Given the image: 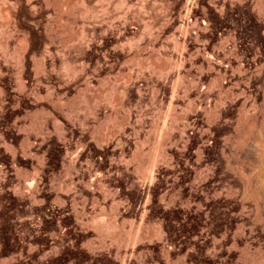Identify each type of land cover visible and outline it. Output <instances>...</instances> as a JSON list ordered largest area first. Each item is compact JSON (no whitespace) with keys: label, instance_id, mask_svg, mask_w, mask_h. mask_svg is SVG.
I'll return each mask as SVG.
<instances>
[{"label":"rangeland","instance_id":"374dc122","mask_svg":"<svg viewBox=\"0 0 264 264\" xmlns=\"http://www.w3.org/2000/svg\"><path fill=\"white\" fill-rule=\"evenodd\" d=\"M30 1L32 5L27 0H7L0 4V14L3 12L0 16V264H264V187L255 179L260 168L252 158L243 156L231 165L224 160L222 165L219 164L217 155L224 136L218 137L220 129L216 127L214 130L218 133L213 136L211 150L199 155L203 160L202 167L195 166L198 159L195 156L188 158V150L195 152L196 145L206 148V136L201 138L206 133V109L199 113H203L204 121L193 128L191 119L184 122L182 118L194 101L178 98V106L177 100L170 99L173 85L180 89L184 78L183 84L187 83L188 87L203 75L200 87L205 86V90L206 84L211 82L206 81L203 74L206 70L190 63L197 54L200 59L206 58V35L215 37V47L225 50V57L234 62L236 72L243 71L244 60L257 51L250 19L258 15V0H254V14L241 8V0H227V6L219 0L204 13L205 10L199 8L202 15L206 13L205 21L200 17V24L205 27L190 25L194 29L188 26L187 31L174 24L188 18L185 5L188 2L194 4V0H186L183 5L175 4V0H148L147 15L136 13L135 17V12L126 15L118 6L121 0H87L89 7L96 8L98 21L81 13V6L76 5L79 0H69L73 5L72 12L68 11L69 7L61 8L57 2H51L50 8H46L49 4L44 0ZM127 1L137 9L143 3V0ZM36 3L38 8L33 9ZM6 8L11 12L5 13ZM4 13V16H10L9 21L8 16H2ZM180 16L183 17L181 20ZM143 21L151 24L152 30L145 31ZM83 24L87 26L84 29L88 31L90 44L88 39L82 40ZM125 28L130 35L125 33ZM182 32L189 38L193 36L192 40L196 34L205 33L199 40L200 46L197 42V49L201 51H192L197 52L196 55L186 53L183 43L180 44L184 37ZM133 34L136 35L135 43L142 41L141 48L139 53L132 50L128 57L131 47L124 41L132 39ZM92 41L95 42L91 44ZM155 41L159 43L153 44ZM119 42L121 46L118 47ZM85 44H88V50ZM20 46L28 50L26 54L20 52L24 51ZM20 53L26 59L25 65H21ZM135 53L137 58L132 60ZM182 58L190 63L186 62L189 73L186 69H177ZM42 61L46 62L43 70L38 68ZM150 61L167 65L171 75L168 73L166 77L153 68H145L144 64ZM111 63L114 67L110 69ZM72 69L73 75L70 74ZM111 70L113 72L109 73ZM96 71L103 74L98 80ZM246 76L242 85L248 82ZM187 81H191L190 84ZM158 84H163L168 92L164 102L158 100ZM185 86L183 89L187 88ZM181 92L178 93L183 95ZM114 93L118 95L116 98L111 96ZM96 96H99L98 100ZM261 102L264 105V98ZM175 104L177 108H171L170 105L174 107ZM250 107L246 110L250 118L243 120L244 124V114L242 117L241 112L235 113L234 124L239 126L236 138L238 142L240 139L248 144V150L249 147L255 149L260 158L264 152V115L253 118L255 110ZM176 114L183 115V122L175 134V140H178L172 143L176 155L167 164L160 163L161 166L170 165L168 177L157 176L155 171L145 169L148 158L156 153L162 131L170 130ZM130 118L132 121L128 124ZM216 138L221 142L215 143ZM116 146L114 153L111 150ZM138 150L143 151L144 159L137 160ZM204 160L210 162L211 167H218L215 178L219 180L221 176L222 180L220 184L216 182L219 184L217 190H206L207 206L202 204L205 208L201 214L202 205L185 200L180 178L186 174L184 169L192 168L198 169L194 171L202 179L187 176L189 186L209 178L212 172L205 167ZM249 179L252 181L250 186ZM242 216L246 217L245 227L241 222L237 226L231 225L229 235L242 239L246 231L251 243L233 247V257L227 261L222 254L213 252L209 243L213 237L221 238L225 226ZM111 222L116 228L110 229L120 233L123 244L121 239L118 241L111 235ZM229 249L231 247H225L226 251Z\"/></svg>","mask_w":264,"mask_h":264},{"label":"bare ground","instance_id":"6f19581e","mask_svg":"<svg viewBox=\"0 0 264 264\" xmlns=\"http://www.w3.org/2000/svg\"><path fill=\"white\" fill-rule=\"evenodd\" d=\"M2 1H3V3L4 2H7V0H0V4L2 5ZM22 1V0H21ZM30 1V0H29ZM29 1L27 0V2H28V4H31V3H29ZM33 2L35 1L36 2V0H32ZM45 1V4H49V6H47L46 8H50V3L52 2V3H55V2H57L58 4H59V6H61V8H64L65 6L67 7V9H68V7H69V12H72L73 11V5L70 3V1L69 0H44ZM111 1V0H110ZM119 1V0H118ZM117 1V2H118ZM185 1L186 0H175L174 2H175V4L177 3H179V4H181V5H183L184 3H185ZM188 1V0H187ZM195 2H194V4H193V2H192V4L190 5V4H188L187 2V5H185V8H186V10L185 11H187V13H188V18L187 19H185V20H181L183 17L182 16H180L181 18H180V20L181 21H179V23H175L174 25L175 26H177V25H181L184 29H186V31H187V27L189 26V29L190 28H192V29H194V27H192V26H190V25H194L195 26V24H196V26H200V28H201V25L202 24H200V22H202V21H200V17L201 18H203V20H204V17L206 16V13L205 14H201L200 12H199V8H201V9H203V10H205V11H203V13L204 12H208L209 10H210V7H211V5H212V3L214 4V5H216V3H218L217 1H219V0H194ZM221 2H219V3H221L222 5H224V6H227V5H225L226 3L225 2H227V0H220ZM31 2V1H30ZM34 2V3H35ZM38 2V1H37ZM43 1H41V3H42ZM106 2V1H105ZM108 2V1H107ZM120 3H119V5L118 6H120V7H122V9H123V11L126 13V15L127 14H129V13H131V12H135L134 13V17H135V14L137 13V14H140V15H142L143 13L145 14L146 12V8H147V3L146 2H148V0H143V3H141V5L142 6H139V8L137 9L136 7H134V6H132V4H130L127 0H121V1H119ZM191 2V1H190ZM24 3V2H23ZM26 3V2H25ZM24 3V4H25ZM40 3V2H39ZM78 3V2H77ZM93 3V2H92ZM111 2H109V4H110ZM232 3V2H231ZM22 4V3H21ZM33 4V3H32ZM31 4V5H32ZM80 4V5H79ZM130 4V5H129ZM240 6H241V8L243 9V10H247V11H249L250 12V14H251V12L253 13L254 12V0H241L240 1ZM256 4H258L259 5V10H258V15L256 16V17H254V18H251L250 19V24H251V27L254 29V31H255V41H256V46H257V51H255L254 53H253V55L251 56V57H249V58H247L246 60H244V62H243V64H242V67H243V71H239V73L238 72H236V68H235V66H234V62L231 60V59H228V58H226L225 57V50L223 49V48H217V47H215V45H216V43H215V37L213 36V35H206V60L203 58V59H200L199 57H198V54L196 55V53L197 52H199V51H201V50H199V49H197L198 48V44L200 43L199 42V40L201 39V38H203V37H205V33H198V34H196L195 36H196V38H195V40H192L191 38L193 37H191V38H189L188 36H187V33H185V35H184V33H183V38L182 39H180V41H182V42H180V44L181 43H183V48L186 50V53L187 52H192V51H197L196 53H194V52H192V53H194L196 56H194L195 58L192 60V62H190L191 63V65L192 64H197L198 66H200V69H204V70H206V73H205V71L204 70H200V71H204V75H206V81L207 80H211V82L209 83V85L207 86V84H206V90L205 89H203V88H201L200 86H201V82H202V79H203V75H200V78L197 80V78L196 79H194V81L190 84V82L191 81H187L189 84H190V86L188 85V87H187V83L184 85L183 83H185L186 82V80L184 81V79L183 80H181V81H183V83L182 82H179V81H177L176 80V82L177 83H179V84H181L180 86V89L182 88H184V86L185 87H187L186 89H183L184 91H183V93L181 92V90L179 89V87L177 88V87H175V84L173 85V92H171L172 93V98H170L172 101H175V100H177L178 98L180 99H183L184 100V98L186 99V98H188L189 100H193L192 102H193V106H196L195 108L193 107H191L190 108V110L188 111V112H186L185 114H183L182 116H183V118H182V116L180 117V116H177V114H176V117L174 116V121L172 122V125H171V128H170V130H166V131H162V133H161V137H162V140H160L159 142H157V147L155 148V154H151L149 157L150 158H148L149 160H148V165H147V167L148 168H145V169H148V172H150V169H151V172L152 171H155L156 173H157V176H163V175H165V176H167L166 174H167V171H169L170 172V170H169V166H167V165H165V166H161L160 165V163L162 162V163H165V164H167L168 162H169V160L171 159V160H173L174 158H175V155H176V153H175V151L172 149V145L173 144H175L173 141L175 140V134H176V130L178 129L179 130V127H180V125L182 124V122H183V120L182 119H185V121L184 122H186V120H190L191 119V121H192V126H193V128H195V126H200L201 125V123H202V121H204V120H202V117H201V115H203V113L200 115L199 113H201L203 110H205L206 111V116L208 117L207 119H206V133L204 132V134H203V136L201 137V138H203L204 137V135L206 136L205 138V140L204 141H206V143L204 142V144H206L205 146H206V148L204 149H202L201 148V145H200V147L198 148L197 147V145H196V150H195V152H194V150L193 149H190V150H188V158H193L192 156H195V157H197V164H195V166L197 165V166H199V167H202V161L203 160H201L200 158H199V155H201L202 154V152L204 151H206V150H208L209 148H211V145H212V143H213V136L215 135V130H214V128L216 127V128H219L220 130H219V133L218 132H216V133H218V137H220V136H224V139H223V141H222V143L221 144H219V145H221V148L219 149L220 150V153H219V155H217L218 156V161L220 162L219 164H221L222 163V161L224 160L227 164H229V165H231L232 164V162H234V161H238V160H240L241 159V157L243 156V157H247V158H252L253 160H254V163L256 164V166L257 167H259L260 168V172H258L259 174L258 175H256V177H255V179H257V180H259V181H261L262 183H263V187H264V152H263V154H262V156L259 158V157H257V152L255 151V149L253 150L252 148L250 149V147H249V150L247 149V146H248V144L247 145H245L244 144V141H241L240 139H239V141L240 142H238V138H236L237 137V135H239V134H237V126L238 125H236V124H238V123H236V124H234V116L237 114L238 115V113L239 112H241V115H242V117H243V114H244V117L242 118V117H240V118H242V121L244 120H246L248 117L250 118V116H248V113H246V110H247V108L249 107V106H251L252 108H254V110L255 111H253L254 112V115H253V118H256V119H259V117H261V116H263L264 115V105L262 104V102H261V104H260V100L261 99H263L264 98V89L262 88V86H264V69H263V67H264V0H258V2L256 3ZM42 5H44V4H42ZM76 5H78L79 7L81 6V13L83 12V14L84 15H86V16H88V17H90V19L92 18L94 21H98V19H99V17H98V19H96L97 18V16H98V13H97V11H96V8L95 9H93L94 7H89L88 6V4H87V0H79V3L78 4H76ZM135 5V4H134ZM257 5V6H258ZM5 6V5H4ZM29 6V5H28ZM109 6V5H108ZM38 8L37 7V3H36V6L35 5H33V9L34 8ZM35 8V9H36ZM43 8V7H42ZM110 8V7H109ZM119 8V7H118ZM134 8H136V9H134ZM183 9H185L184 7H182ZM222 8V7H221ZM225 8V7H224ZM80 9V8H79ZM121 9V10H122ZM46 10H48V9H46ZM136 10V11H135ZM2 11H4V10H2ZM184 10H182V12H183ZM5 13H7L8 14V12L10 13L11 11H9V9H7L6 8V11H4ZM49 12V11H48ZM99 12V11H98ZM121 12V11H120ZM148 12V11H147ZM220 12V11H219ZM3 13V12H2ZM1 13V14H2ZM5 13L2 15V16H4L5 15ZM123 13V12H122ZM1 14H0V16H1ZM6 14V16H4L5 18H7V15ZM136 14V15H137ZM185 14V13H184ZM254 14V13H253ZM84 15L82 16V17H84ZM125 15V16H126ZM146 15H147V13H146ZM186 15V14H185ZM184 15V16H185ZM85 16V17H86ZM139 16V15H138ZM255 16V15H254ZM10 16H8V18H9ZM85 17H84V19H85ZM87 17V18H88ZM208 17V16H207ZM4 18V19H5ZM81 18V17H80ZM11 18H9L8 19V21L10 20ZM89 19V18H88ZM96 19V20H95ZM206 19V22H208L207 21V18H205ZM6 20V19H5ZM126 20V19H125ZM143 20V19H142ZM141 20V21H142ZM3 21V20H2ZM8 21H6L7 23H8ZM89 21V20H88ZM205 21V20H204ZM86 22V21H85ZM210 22V21H209ZM7 23H6V26H7ZM96 23V22H95ZM126 23V22H125ZM138 23H140V22H138ZM204 23V22H203ZM87 24V23H86ZM86 24H85V26H86ZM128 24V23H127ZM140 24H142V23H140ZM145 24V22L143 21V24H142V26ZM153 24V23H152ZM208 25H209V23H207ZM207 24H206V26H207ZM173 25V24H172ZM79 26V25H78ZM82 26H84V24L82 25ZM85 26L84 27H82L83 28V30H81L82 32H81V37H82V40H87L88 38V31L86 30V29H84L85 28ZM140 26V25H139ZM142 26H141V28H142ZM174 26V27H175ZM180 26V27H181ZM203 26V25H202ZM87 27V26H86ZM152 26H151V24L149 25L148 23H146L145 25H144V30L146 29H148V28H151ZM203 27H205V26H203ZM202 27V29H204ZM208 27V26H207ZM206 27V29L208 30V28ZM81 28V29H82ZM178 28V27H177ZM199 28V30H201V32H203L202 31V29H200ZM48 29V28H47ZM46 29V30H47ZM126 29V28H125ZM5 30V29H4ZM8 30V29H7ZM143 30V31H144ZM145 30V31H146ZM149 30V29H148ZM150 30H152V28L150 29ZM181 30H182V28H181ZM196 30H197V27H196ZM199 30L197 31V32H199ZM129 31V30H128ZM185 30H184V32H186ZM48 32V31H47ZM46 32V33H47ZM50 32V31H49ZM125 33H128L127 32V29H126V31H125ZM133 33V32H132ZM135 33V32H134ZM165 33H166V31H165ZM189 33H190V31H189ZM188 33V34H189ZM212 33V32H211ZM129 34V33H128ZM137 34V33H136ZM153 34V33H152ZM206 34H208V33H206ZM130 35V34H129ZM177 36L179 35V33L178 34H176ZM204 35V36H203ZM133 37H132V39H125L126 41H124V43L125 42H127V46L128 45H130V47H131V49H129L130 51L128 52V54L129 53H132L131 51L133 50V53H134V49H136V50H138L137 52L139 53V49L141 48V45H140V42H142V41H140V42H137V43H135V41H136V39H135V36H134V34L132 35ZM143 36V35H142ZM151 36V35H150ZM181 36V35H180ZM179 36V37H180ZM189 36H190V34H189ZM80 37V38H81ZM124 37V36H123ZM125 37H127L126 35H125ZM129 38L131 37V36H128ZM127 37V38H128ZM161 37H162V35H161ZM178 37V38H179ZM79 38V37H78ZM79 38V40H81ZM93 38V37H92ZM154 38V37H153ZM153 38H151V39H153ZM156 38V37H155ZM177 38V39H178ZM194 38V37H193ZM72 39V38H71ZM70 39V40H71ZM119 39V38H118ZM117 39V40H118ZM123 39V38H122ZM135 39V40H134ZM140 39V38H139ZM159 39V38H158ZM158 39H155L156 41H158ZM73 40V39H72ZM124 40V39H123ZM132 40H134V43L132 44ZM154 40V39H153ZM160 41H161V39H159ZM204 40V39H203ZM74 41V40H73ZM88 41H89V39H88ZM88 41H87V43H88ZM120 41H121V39H120ZM154 42L153 44H155L156 43V45H157V43H159V42ZM202 41V40H201ZM24 42V41H23ZM23 42H21V44L23 43ZM83 42V41H82ZM81 42V43H82ZM93 42H95V41H92L91 42V44L93 43ZM122 42V41H121ZM145 42V41H144ZM148 42V41H147ZM146 42V43H147ZM153 42V41H152ZM197 42H198V44H197ZM79 43V42H78ZM120 43V42H119ZM129 43V44H128ZM139 43V44H138ZM149 43H151V41L149 42ZM148 43V44H149ZM176 43H179V40L176 42ZM88 44H90V41H89V43ZM88 44H85V46H86V48L88 47ZM143 45H144V43H142ZM162 44V43H161ZM255 44V43H254ZM81 45V44H80ZM84 45V44H83ZM98 45V44H97ZM114 45V44H113ZM115 45H117L116 43H115ZM123 45V44H122ZM125 45V44H124ZM136 45V46H135ZM142 45V46H143ZM151 45V44H150ZM156 45H153V46H156ZM176 45H179V44H176ZM22 46H24V49H27V48H25L26 47V44L25 43H23V45ZM79 46V45H78ZM118 47L119 46H121V43H120V45H117ZM126 46V47H127ZM135 46V47H134ZM199 46H200V44H199ZM81 47V46H80ZM100 47V46H99ZM103 47V46H102ZM115 47V46H114ZM125 47V46H124ZM132 47H133V49H132ZM180 47H181V45H180ZM20 48L21 49H23V47H21L20 46ZM82 48H83V46H82ZM117 48V47H116ZM121 48V47H120ZM23 49V50H24ZM84 49V48H83ZM89 49V47L87 48V50ZM91 49V48H90ZM115 49V48H114ZM126 49V48H125ZM201 49V48H200ZM122 50H124L123 49V46H122ZM28 51V50H27ZM27 51L26 50H24V51H20V52H23L24 54H26L27 53ZM49 51V50H48ZM117 50L115 49V52H116ZM126 51V50H125ZM182 51V56H183V49L181 50ZM119 52V51H118ZM136 52V51H135ZM136 52V53H137ZM185 52V51H184ZM23 53H20V57H22L21 55L23 54ZM35 53V52H34ZM122 53H124L123 51H122ZM135 53V58L133 57V59L132 58H130V59H132V60H135L137 57H136V54ZM201 53V52H200ZM194 54H192V55H194ZM47 55V54H46ZM118 55H119V53H118ZM139 55V54H138ZM186 55V54H185ZM189 56H190V54H188ZM200 55V54H199ZM27 56V55H26ZM122 56V55H121ZM124 56L125 57H127L126 55H125V53H124ZM223 56L225 57V60H227V61H225L224 60V58H223ZM34 57H35V55H34ZM39 57V56H38ZM111 57V56H110ZM124 57V58H125ZM128 57H130V54L128 55ZM127 57V58H128ZM185 57H187V55L185 56ZM185 57H183L184 59H185ZM191 57V56H190ZM25 57H24V55H23V57H22V59L20 60V61H22V63H21V65L22 64H24V62H26L25 60L26 59H24ZM116 58H117V56H116ZM123 58V59H124ZM139 58V57H138ZM181 58V57H180ZM182 58V60H183V62L181 61V62H179V64H178V66H177V69L178 70H180V68L181 69H186L188 66V64L186 65V62H185V60ZM108 59V58H107ZM122 59V60H123ZM173 59V58H172ZM33 60V59H32ZM121 60V59H120ZM127 60V59H126ZM149 60V59H148ZM45 61V60H44ZM44 61H42V62H40L39 64H38V68H40L41 70H43L44 69V67H45V63H44ZM39 61H37V63H38ZM118 62H120L119 60H118ZM122 62V61H121ZM141 62V61H140ZM107 63H109V62H107ZM125 64H126V62H124ZM147 63V62H146ZM187 63H189V62H187ZM189 63V64H190ZM262 63H263V65H262ZM115 64V63H114ZM117 64V63H116ZM25 65V64H24ZM24 65H23V67L21 66V68H23V70L25 69V67H24ZM111 65H112V63H111ZM121 65V64H120ZM138 65V64H137ZM145 66V68H147L148 67V69H150V68H153L155 71H158L160 74L161 73H163V75H168L169 76V74L171 75V72H168V71H170L171 70V68H170V70H168V68L169 67H167V65H164V64H159V63H157V62H152V61H150V62H148L147 64H144ZM175 65V64H174ZM197 65H194V68H196L195 66H197ZM35 66V65H34ZM86 66V65H85ZM84 66V67H85ZM118 66V65H117ZM139 66V65H138ZM237 66V65H236ZM240 66V65H239ZM112 67H114V65H112V66H110L109 68L111 69ZM116 67V66H115ZM141 67V66H140ZM241 67V66H240ZM28 68V67H27ZM37 68V67H36ZM106 68V67H105ZM117 68V67H116ZM115 68V69H116ZM173 68V67H172ZM191 68L193 69V67L191 66ZM199 68V67H198ZM39 69V70H40ZM66 69H68V68H66ZM88 69V68H87ZM86 69V70H87ZM115 69H114V71H115ZM118 69V68H117ZM156 69H158V70H156ZM188 69V68H187ZM187 69H186V71H187ZM192 69H191V71H192ZM254 69V70H253ZM22 70V71H23ZM37 70V69H36ZM106 70V69H105ZM113 70V69H112ZM109 71V73L111 72H113V71ZM177 70V71H178ZM183 70V71H184ZM189 70V69H188ZM239 70V69H238ZM70 71V70H69ZM78 71V70H77ZM97 71H99V70H97ZM96 71V72H97ZM104 71V70H103ZM176 71V72H177ZM183 71H182V73H183ZM190 71V72H191ZM39 72V71H38ZM81 72V71H80ZM85 71L83 70V73H84ZM119 72V71H118ZM117 72V73H118ZM180 72V71H179ZM185 72V71H184ZM188 72V71H187ZM186 72V73H187ZM22 73V72H21ZM72 73H74L73 72V69L70 71V74H72ZM77 73V72H76ZM75 73V74H76ZM85 73H87V72H85ZM97 73H99V72H97ZM101 73V72H100ZM100 73L99 74H96V75H98L97 77V79L96 78H94V79H96V80H98L99 79V76H102V75H100ZM103 73V72H102ZM104 73H105V71H104ZM169 73V74H168ZM186 73H184V74H186ZM189 73V72H188ZM74 74V75H75ZM178 74H180V73H178ZM183 74V75H184ZM73 75V74H72ZM78 75V74H77ZM85 75H87V74H85ZM162 75V74H161ZM182 75V76H183ZM191 75V74H190ZM246 75H250V77H248L247 78V76ZM164 76V77H165ZM181 76V77H182ZM185 76V75H184ZM245 76H246V79H248V82H246L244 85H242V81H243V79L245 78ZM84 77V76H83ZM88 77V76H87ZM92 77V76H91ZM167 77V76H166ZM178 77V76H177ZM180 77V78H181ZM202 77V78H201ZM79 78V77H78ZM90 78V77H89ZM179 78V77H178ZM179 78V79H180ZM183 78V77H182ZM93 79V80H94ZM21 80V79H20ZM88 80V79H87ZM100 80H101V78H100ZM204 80V79H203ZM92 80H90V82H91ZM170 81H171V79H170ZM76 82V81H75ZM86 82V81H85ZM22 83V82H21ZM88 83L89 82H86V84L88 85ZM98 83V82H97ZM163 83V82H162ZM174 83H175V81H174ZM157 84V83H156ZM204 84V83H203ZM93 85V84H92ZM168 85V84H167ZM89 86V85H88ZM88 86H86V87H88ZM91 86V85H90ZM176 86H179L178 84H176ZM24 87V86H23ZM156 87H157V90H159V94H158V100H160L161 102L163 101L164 102V100L166 99V95H168L167 93H166V88L164 87V85L163 84H158V85H156ZM167 87V86H166ZM174 87H175V89H174ZM112 89V91H113V87L111 88ZM168 89V88H167ZM179 91H178V90ZM115 90V89H114ZM127 90V89H126ZM123 91V90H122ZM138 91H140L141 92V90L139 89ZM121 92V91H120ZM119 92V93H120ZM139 92V93H140ZM178 92H181L183 95H180ZM111 93V92H110ZM117 93V92H116ZM118 93V94H119ZM122 93H124V92H122ZM194 94V96H192L193 94ZM141 94V93H140ZM115 96V93L114 94H112L111 96ZM120 95H121V93H120ZM110 96V97H111ZM113 96V97H114ZM118 95L116 94V96H115V98L117 97ZM170 96V97H171ZM97 97V99L94 97V100L96 99V100H98L99 99V96H96ZM112 97V99H114ZM142 97V96H141ZM168 97V96H167ZM119 99V98H118ZM93 100V99H92ZM93 100V101H94ZM167 100L169 101V99L167 98ZM182 100V101H183ZM112 101H114V100H112ZM181 101V100H180ZM96 102V101H95ZM177 102H178V100H177ZM166 104V103H165ZM178 106H179V102H178V104H177ZM171 106V108H173V109H175V108H177V106H176V104L174 105V107H172L173 105H170ZM250 107V108H251ZM250 110V109H249ZM96 111V110H95ZM204 111V112H205ZM173 112V111H172ZM175 112H176V110H175ZM236 112H238V113H236ZM92 113V112H91ZM236 113V114H235ZM73 114V113H72ZM71 114V115H72ZM252 114V113H251ZM246 115V116H245ZM182 118V119H181ZM238 118V117H237ZM252 118V117H251ZM250 120V119H249ZM254 120V119H253ZM69 121V120H68ZM130 121H132V118H130L129 119V121H128V124H130L129 122ZM182 121V122H181ZM239 121H241V119L239 120ZM244 121H243V123L242 124H244ZM39 122V121H38ZM180 122H181V124H180ZM188 122V121H187ZM121 123V122H120ZM132 123V122H131ZM252 123H254L253 121H252ZM259 123V122H258ZM241 124V125H242ZM246 124H247V122H246ZM36 125V124H35ZM122 125L123 126H125L123 123H122ZM240 125V126H241ZM121 126V125H120ZM136 126V125H135ZM244 126V125H243ZM44 127V126H43ZM126 127V126H125ZM203 128H204V126H202ZM262 127V126H261ZM182 128V127H181ZM185 128V127H184ZM183 128V129H184ZM192 128V127H191ZM197 128V127H196ZM264 128V127H263ZM201 129V128H200ZM238 129H239V126H238ZM258 130V129H257ZM183 131V130H182ZM193 131H195V129H193ZM204 131H205V129H204ZM261 131V130H260ZM199 132H201V130L199 131ZM262 132H263V130H262ZM258 133V132H257ZM183 134H184V131H183ZM258 134H261L260 132L258 133ZM264 134V133H263ZM262 134V135H263ZM178 135V134H177ZM251 135V134H250ZM261 135V136H262ZM260 136V135H259ZM258 136V137H259ZM264 136V135H263ZM116 137V136H115ZM121 137H122V135H121ZM123 137H125V136H123ZM217 137V136H216ZM235 137V138H234ZM126 138V137H125ZM124 138V139H125ZM242 138V137H241ZM119 140H120V138H118ZM221 139H222V137H221ZM122 140V139H121ZM120 140V141H121ZM128 139L126 138V141H127ZM130 140V139H129ZM132 140V139H131ZM176 140H178V139H176ZM175 140V141H176ZM237 140V141H236ZM256 140V139H255ZM197 141V140H196ZM200 141V140H199ZM201 141H202V139H201ZM219 139H217L216 138V141H215V143L217 142V143H219ZM112 142V141H111ZM118 142V141H117ZM116 142V145L118 144V143H120V142H118L117 143ZM140 142V141H139ZM189 142V141H188ZM221 142V141H220ZM123 143V142H122ZM125 143V142H124ZM127 143V142H126ZM129 143H131V142H129ZM129 143H128V146H129ZM173 143V144H172ZM180 143V142H179ZM214 143V144H215ZM112 144V143H111ZM204 144H202V146L204 145ZM263 144H264V141H263ZM108 145V144H107ZM122 145V144H121ZM218 145V144H217ZM217 145H216V147H217ZM219 145H218V148H219ZM213 146V145H212ZM261 146H262V144H261ZM77 147V146H76ZM111 147V146H110ZM117 147L118 146H116V148L115 149H113L112 148V152H114L115 153V151L117 150ZM129 147H132V145L131 146H129ZM138 147V146H137ZM194 148V149H195ZM254 148V147H253ZM262 148V147H261ZM78 149V148H77ZM138 149V148H137ZM215 149V148H214ZM260 149V148H259ZM109 150V149H108ZM186 150V149H185ZM209 150H211V149H209ZM83 151V150H82ZM121 151L122 152H124V150L123 149H121ZM149 151H151V150H149ZM186 152H187V150H186ZM210 152V151H209ZM250 152V153H249ZM118 153V152H117ZM80 154V153H79ZM84 154V153H83ZM137 157H138V159L137 160H141V159H144L143 158V156H145L144 155V153H143V151L142 150H138L137 151V154H135ZM149 155V154H148ZM101 156V155H100ZM135 156V157H136ZM215 156V155H214ZM216 156V157H217ZM78 157V156H77ZM240 157V158H239ZM85 158V157H84ZM146 159H147V157H145ZM239 158V159H238ZM77 159V158H76ZM238 159V160H237ZM244 159V158H243ZM246 159V158H245ZM196 160V159H195ZM195 160H194V162H195ZM76 161V160H75ZM143 161V160H142ZM76 162H78V161H76ZM82 162V161H81ZM145 162V161H144ZM83 163V162H82ZM161 163V164H162ZM196 163V162H195ZM210 162H206L205 160H204V164H205V167L207 168V169H209L212 173H211V176L209 177V178H203L204 180H202V181H198V183L199 182H201V183H199V184H197V182H196V184L195 185H191V186H189L188 184H186V181L188 180L187 178V176H189V177H193V178H197L198 177V174L195 172V171H197V170H195L196 168H192L191 170H188V169H184V173H186L183 177H181L180 178V181H181V185H180V187H181V193L183 194V196L185 197V200H188L190 203L193 201V202H196V203H199L200 205H205V206H207V204H206V190H208L209 188H213V190H217V186L220 184L219 183V181H221L222 179H221V176L219 177V180H216V178H215V172H216V169L218 168H216V167H211L210 166V164H209ZM214 163V162H213ZM158 164L160 165V166H158ZM73 165H76V163H74ZM178 165V164H177ZM222 165V164H221ZM141 166H142V164H141ZM179 166H181V165H179ZM178 166V167H179ZM217 166V165H216ZM177 167V166H176ZM187 167V166H186ZM194 167V166H193ZM228 167V166H227ZM256 167V168H257ZM143 168H144V166H143ZM188 168V167H187ZM198 168V167H197ZM178 169H180V168H178ZM204 169V168H203ZM203 169H202V171H203ZM140 170H141V167H140ZM175 170V169H174ZM182 170V169H181ZM180 170V171H181ZM195 170V171H194ZM204 170H206V169H204ZM208 170V171H209ZM218 170V169H217ZM209 171V172H210ZM229 171V170H228ZM257 171H259L258 169H257ZM141 172V171H140ZM143 172V171H142ZM147 172V170H146V172H145V175H146V173H148ZM154 172V173H155ZM181 172H183V171H181ZM218 172V171H217ZM180 173V172H179ZM205 173V172H204ZM255 173V172H254ZM143 174H144V172H143ZM199 174H200V172H199ZM218 174V173H217ZM233 174V173H232ZM241 176H242V178H245L246 176L245 175H243V173L241 172ZM179 175V174H178ZM240 175V174H239ZM143 176V175H142ZM236 176V175H235ZM240 176V177H241ZM245 176V177H244ZM255 176V175H254ZM152 177V176H151ZM168 177V176H167ZM176 177H178V178H176V179H178L179 180V176H176ZM218 177V176H217ZM253 177V176H252ZM252 177H251V180H252ZM161 178V177H160ZM198 178H201L202 179V177H198ZM197 178V179H198ZM232 178L233 177H231V180H232ZM238 178V177H237ZM156 179V178H155ZM175 179V178H174ZM230 179V178H229ZM255 179H253V180H255ZM157 180V179H156ZM168 180V179H167ZM230 180V181H231ZM216 182H218L219 184H216ZM248 182V185L249 184H251V182L252 181H250V179L247 181ZM223 183V182H222ZM180 184V183H179ZM177 185V184H176ZM172 186H174V185H172ZM250 186V185H249ZM248 186V187H249ZM175 187V186H174ZM247 187V186H246ZM262 187V188H263ZM250 189H251V187H250ZM199 190V191H198ZM168 191V190H167ZM216 192V191H215ZM254 193H256V192H254ZM217 195V194H216ZM220 196V195H219ZM187 198V199H186ZM209 202V201H208ZM196 203H193V204H196ZM198 204V205H199ZM197 205V204H196ZM199 205V206H200ZM202 205V207H203V209L201 210V208L199 209V210H201V214H204V213H202V211L204 210V206ZM199 206H197V207H199ZM201 207V206H200ZM207 209V208H206ZM199 210H197L198 212H199ZM205 212V211H204ZM245 215V214H244ZM241 216V215H240ZM231 221V220H230ZM241 222V223H240ZM247 221H246V217L244 216H242L240 219H235L234 221H231L230 223H228L227 224V226H225V228H224V233H223V235L222 234H220L221 235V238H219V237H213V238H211L212 240H210L211 242L209 243V246L212 248V250H213V252H215L216 254H222V256H224V259H226L227 261L228 260H231V258L233 257L232 256V254H233V252H232V249H233V247L234 248H237L238 247V245H240L241 243H247L248 241L250 242L251 241V239H249V237H247V235H246V231L244 232V237L242 238V239H237V238H235V237H233V236H231V235H229V234H231V232H229V228H230V226L231 225H235V226H237L239 223L240 224H242V226L243 227H245V223H246ZM112 224L110 225L111 227H109V229L110 228H112L113 230L116 228L115 226V224L113 223V222H111ZM264 223V222H263ZM114 225V226H113ZM255 225V224H254ZM106 227V226H105ZM114 227V228H113ZM233 227V226H232ZM108 229V228H107ZM231 229V228H230ZM233 229V228H232ZM99 230V229H98ZM111 230V229H110ZM113 230H111L112 231V236H113V238L114 239H116V240H120L122 237L119 235L120 233H118V231H113ZM206 230V229H205ZM105 231V229L103 230V232ZM107 231V230H106ZM231 231V230H230ZM203 232H204V230H203ZM206 232V231H205ZM102 233V232H101ZM107 233V232H106ZM204 234H206V233H204ZM204 234H202V235H204ZM218 235V234H217ZM219 235V236H220ZM121 238H120V237ZM205 236V235H204ZM249 236H251V235H249ZM198 237V236H197ZM197 237H195V238H197ZM211 237V236H210ZM210 237H209V239H210ZM204 238V237H203ZM205 238H208V236L207 237H205ZM208 239V240H209ZM122 240L123 239H121L120 241L122 242ZM207 240V239H206ZM253 241V240H252ZM205 242V241H204ZM249 242H248V245L247 246H249ZM254 242V241H253ZM206 243V242H205ZM251 243V242H250ZM122 244H123V242H122ZM208 246V247H209ZM231 247V249H229L228 251H226L225 250V247H227V249L228 248H230ZM236 246V247H235ZM243 246V245H242ZM248 248V247H247ZM211 250V251H212ZM236 251V250H235ZM171 256V255H170ZM169 259V258H168ZM225 260V261H226ZM233 260V259H232Z\"/></svg>","mask_w":264,"mask_h":264}]
</instances>
